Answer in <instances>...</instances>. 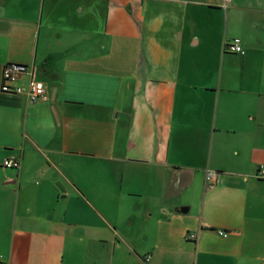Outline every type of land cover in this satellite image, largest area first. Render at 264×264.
Returning a JSON list of instances; mask_svg holds the SVG:
<instances>
[{
    "label": "crops",
    "instance_id": "0c3cea01",
    "mask_svg": "<svg viewBox=\"0 0 264 264\" xmlns=\"http://www.w3.org/2000/svg\"><path fill=\"white\" fill-rule=\"evenodd\" d=\"M222 2L0 0V264H264V0Z\"/></svg>",
    "mask_w": 264,
    "mask_h": 264
},
{
    "label": "built area",
    "instance_id": "2783aa9c",
    "mask_svg": "<svg viewBox=\"0 0 264 264\" xmlns=\"http://www.w3.org/2000/svg\"><path fill=\"white\" fill-rule=\"evenodd\" d=\"M232 4V0H223L222 7L228 9ZM227 51L233 54L245 55L246 51L242 46V41L240 39H233L227 42L226 45ZM28 67L21 65H7L3 71V84L2 92L8 94L16 95H27L31 103H36L39 101H47V91L43 83L38 82L31 78L25 85H18V81L22 78V75L28 72ZM33 75V74H32ZM19 166V163L15 159H6L3 162V167L6 169H14ZM260 172H264V166L261 167ZM218 174L215 171H208L206 176V186L211 189L218 182ZM219 234L223 237H227V234L223 231H220ZM197 236L191 234L188 236L190 240H196ZM145 262H151V256L145 258ZM1 263V260H0Z\"/></svg>",
    "mask_w": 264,
    "mask_h": 264
}]
</instances>
